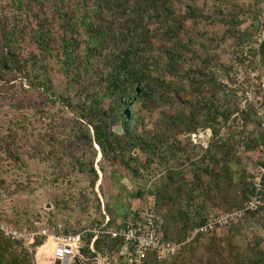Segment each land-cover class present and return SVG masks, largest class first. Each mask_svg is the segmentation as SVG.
<instances>
[{
  "label": "trees",
  "instance_id": "16d2710c",
  "mask_svg": "<svg viewBox=\"0 0 264 264\" xmlns=\"http://www.w3.org/2000/svg\"><path fill=\"white\" fill-rule=\"evenodd\" d=\"M246 6L240 0H0V92L4 83L20 79L41 101L60 106L49 113L56 135L45 132L38 139L26 116L0 134V161L18 164L26 155H47L64 177L70 171L91 175L93 189L99 152L102 161L121 166L133 179L154 177L132 197L143 201L139 210L152 199L155 225L175 244L212 213L239 210L252 192V172L264 148V117L258 115L264 94L258 92L260 104L240 107L235 91L218 77L232 69L221 59L220 45H226L237 64L258 71L253 80L262 90L264 38H255L262 25L258 12ZM237 120L254 129L237 134ZM205 128L212 138L204 150L188 134ZM241 150L261 151L252 172L243 167ZM95 208L101 216L91 222L95 228L105 216V227L127 224L102 217L97 197ZM215 233L182 244L175 257L201 248L205 264H264V251L244 260L237 246L227 241L223 247ZM118 243L101 235L94 247L106 255L117 252ZM42 244V238L34 242ZM175 257L157 262L148 254L144 264H167ZM0 264L32 262L21 242L0 236Z\"/></svg>",
  "mask_w": 264,
  "mask_h": 264
},
{
  "label": "rangeland",
  "instance_id": "374dc122",
  "mask_svg": "<svg viewBox=\"0 0 264 264\" xmlns=\"http://www.w3.org/2000/svg\"><path fill=\"white\" fill-rule=\"evenodd\" d=\"M240 1L244 3V6L247 5L245 10L253 13L258 12V22L259 25H262V30L255 38L257 40L264 38V0ZM249 1L252 2L251 10L248 6ZM247 25L248 23L241 26L240 29L243 30ZM220 46L221 59L232 65V69L228 77H225V73H219L218 80L227 84L228 90L235 91L233 93L240 107H244L248 102L260 104V96L263 92L258 90V82L253 80L258 71L253 73L247 70L246 62L242 65L237 64L234 61L231 47ZM250 80H252L251 86L246 83ZM258 92L261 95H258ZM20 101L23 102V106L16 108L15 105ZM30 101L36 102L32 106L28 103ZM59 108L57 103L53 104L49 100L41 101L29 89L28 83L23 80L15 79L4 83L3 90L0 92V134H6L14 122L22 116H26L30 119L27 122L28 129L34 132L38 139L45 132L56 135L60 132L59 128L49 115L57 113ZM40 109L47 115L36 112ZM262 110L264 117V109ZM59 116L54 120H58ZM253 129V126L244 128L239 120L232 124V130L241 135H247ZM222 132L225 134L227 130ZM96 149L98 150L97 147ZM84 151L86 162H89L88 148ZM238 153L245 170L252 172L251 164L259 159L261 151L244 153L241 150ZM90 159H92L91 156ZM93 166L97 171L98 178L92 189L90 187L91 180H93L91 175L85 176L77 171H70L64 177L60 174L59 165H55L47 155H38L32 158L26 155L24 161L18 164L8 160L0 161V223L31 232H37L38 227L60 233L65 230L69 233L82 229L92 230L96 224L91 222L93 220L101 221V216L95 208L96 197L100 202L102 217L106 214L113 217L116 224L128 223L134 217L132 210H139L141 202H143L133 198L132 195L151 186L155 180L154 177L133 179L121 166H114L102 161L99 152L93 158ZM100 166L104 167L105 173L101 172ZM56 176L59 177L56 179ZM104 205L110 211L109 214ZM215 235L220 238L223 247H226L227 241L237 246L239 254L244 260L253 257V254L263 252L264 206L255 214L245 216L238 226L219 230ZM189 237L188 234L186 240L179 243L180 247L193 240ZM38 238L43 239V244L38 247H35L34 243L21 242L22 247L30 254L32 264H56L55 244L51 240L46 241L41 236H36L35 241ZM47 242L50 245L45 248ZM206 260L207 255L201 248H186L181 255L167 264H205Z\"/></svg>",
  "mask_w": 264,
  "mask_h": 264
},
{
  "label": "built area",
  "instance_id": "2783aa9c",
  "mask_svg": "<svg viewBox=\"0 0 264 264\" xmlns=\"http://www.w3.org/2000/svg\"><path fill=\"white\" fill-rule=\"evenodd\" d=\"M263 116V110H259ZM264 130V121L261 125ZM190 142L202 149H207L212 138L211 129H199L188 134ZM252 192L239 210L231 212H216L209 215L204 223L193 228L190 239L199 234H209L228 228L232 223L243 219L247 214L259 211L263 205L264 194V148L260 164L252 172ZM136 216L119 228L105 227L109 221L105 216L103 225L92 230L82 229L76 233L50 232L46 228L38 227L37 232L19 230L0 223V236L16 242H35L36 236L51 240L55 244L54 256L61 264H144L148 254H152L157 262L170 261L179 251L180 245L163 239L160 228L155 225V214L152 199L141 210H136ZM40 228V229H39ZM92 237L88 241V235ZM106 235L119 240L117 252L103 255L97 252L94 245L99 236Z\"/></svg>",
  "mask_w": 264,
  "mask_h": 264
},
{
  "label": "crops",
  "instance_id": "0c3cea01",
  "mask_svg": "<svg viewBox=\"0 0 264 264\" xmlns=\"http://www.w3.org/2000/svg\"><path fill=\"white\" fill-rule=\"evenodd\" d=\"M261 88H262V92L264 94V77L261 80Z\"/></svg>",
  "mask_w": 264,
  "mask_h": 264
},
{
  "label": "bare ground",
  "instance_id": "6f19581e",
  "mask_svg": "<svg viewBox=\"0 0 264 264\" xmlns=\"http://www.w3.org/2000/svg\"><path fill=\"white\" fill-rule=\"evenodd\" d=\"M48 245H50V244H48V242H47V244H46L45 248H48Z\"/></svg>",
  "mask_w": 264,
  "mask_h": 264
},
{
  "label": "water",
  "instance_id": "95a60500",
  "mask_svg": "<svg viewBox=\"0 0 264 264\" xmlns=\"http://www.w3.org/2000/svg\"><path fill=\"white\" fill-rule=\"evenodd\" d=\"M134 153H135V152H134ZM57 260H58V259L56 258V262H55L56 264H58Z\"/></svg>",
  "mask_w": 264,
  "mask_h": 264
},
{
  "label": "flooded vegetation",
  "instance_id": "af4514ba",
  "mask_svg": "<svg viewBox=\"0 0 264 264\" xmlns=\"http://www.w3.org/2000/svg\"><path fill=\"white\" fill-rule=\"evenodd\" d=\"M58 261V263H59V260H57ZM69 264H74V263H69Z\"/></svg>",
  "mask_w": 264,
  "mask_h": 264
}]
</instances>
